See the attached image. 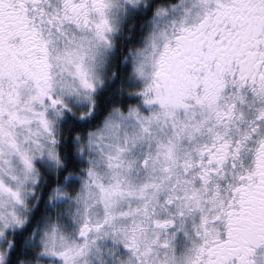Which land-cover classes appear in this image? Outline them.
<instances>
[{
    "label": "snow or ice",
    "instance_id": "1",
    "mask_svg": "<svg viewBox=\"0 0 264 264\" xmlns=\"http://www.w3.org/2000/svg\"><path fill=\"white\" fill-rule=\"evenodd\" d=\"M0 264H264V0H0Z\"/></svg>",
    "mask_w": 264,
    "mask_h": 264
}]
</instances>
